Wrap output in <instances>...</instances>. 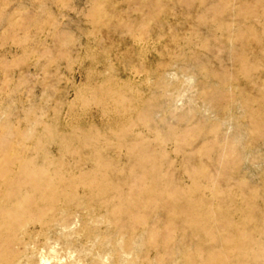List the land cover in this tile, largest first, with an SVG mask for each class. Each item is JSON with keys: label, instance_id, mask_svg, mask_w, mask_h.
<instances>
[{"label": "rangeland", "instance_id": "374dc122", "mask_svg": "<svg viewBox=\"0 0 264 264\" xmlns=\"http://www.w3.org/2000/svg\"><path fill=\"white\" fill-rule=\"evenodd\" d=\"M0 264H264V0H0Z\"/></svg>", "mask_w": 264, "mask_h": 264}, {"label": "bare ground", "instance_id": "6f19581e", "mask_svg": "<svg viewBox=\"0 0 264 264\" xmlns=\"http://www.w3.org/2000/svg\"><path fill=\"white\" fill-rule=\"evenodd\" d=\"M3 177H7V172L1 174Z\"/></svg>", "mask_w": 264, "mask_h": 264}]
</instances>
